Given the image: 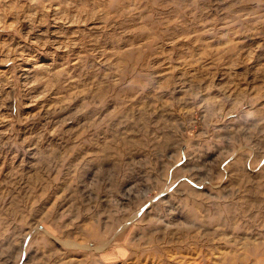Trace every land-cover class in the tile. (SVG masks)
I'll return each mask as SVG.
<instances>
[{
    "label": "rangeland",
    "instance_id": "rangeland-1",
    "mask_svg": "<svg viewBox=\"0 0 264 264\" xmlns=\"http://www.w3.org/2000/svg\"><path fill=\"white\" fill-rule=\"evenodd\" d=\"M0 264H264V0H0Z\"/></svg>",
    "mask_w": 264,
    "mask_h": 264
}]
</instances>
